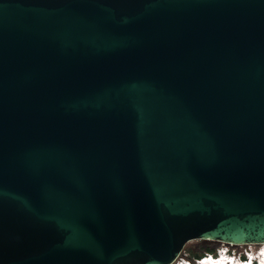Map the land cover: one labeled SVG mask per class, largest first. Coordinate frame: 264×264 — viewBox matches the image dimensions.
Here are the masks:
<instances>
[{"label": "water", "instance_id": "obj_1", "mask_svg": "<svg viewBox=\"0 0 264 264\" xmlns=\"http://www.w3.org/2000/svg\"><path fill=\"white\" fill-rule=\"evenodd\" d=\"M264 242V0H0V264H170Z\"/></svg>", "mask_w": 264, "mask_h": 264}, {"label": "rangeland", "instance_id": "obj_2", "mask_svg": "<svg viewBox=\"0 0 264 264\" xmlns=\"http://www.w3.org/2000/svg\"><path fill=\"white\" fill-rule=\"evenodd\" d=\"M210 240H212V239H210ZM205 242H206L205 238H192V239L187 240L183 244L179 254L175 257V259H178L180 257H187L189 259H192V257L195 255V253L203 251V245ZM211 244L214 245L215 247L224 245L222 242L216 241V240H212ZM260 245L261 244H256V243L254 244L252 242H249V243L238 242L235 244H229L228 248L234 252H242L245 249L255 250Z\"/></svg>", "mask_w": 264, "mask_h": 264}, {"label": "trees", "instance_id": "obj_3", "mask_svg": "<svg viewBox=\"0 0 264 264\" xmlns=\"http://www.w3.org/2000/svg\"><path fill=\"white\" fill-rule=\"evenodd\" d=\"M205 243L203 245V251H209V252H213L215 250V246L211 244L212 240L210 239H205ZM202 251V252H203ZM202 252H198V253H195V255H198L199 253H202ZM194 255V256H195Z\"/></svg>", "mask_w": 264, "mask_h": 264}, {"label": "bare ground", "instance_id": "obj_4", "mask_svg": "<svg viewBox=\"0 0 264 264\" xmlns=\"http://www.w3.org/2000/svg\"><path fill=\"white\" fill-rule=\"evenodd\" d=\"M261 244V243H264V242H254V244ZM174 261H175V259H174ZM174 261H172V262H174ZM226 263V262H225ZM170 264H172V263H170ZM227 264V263H226Z\"/></svg>", "mask_w": 264, "mask_h": 264}, {"label": "clouds", "instance_id": "obj_5", "mask_svg": "<svg viewBox=\"0 0 264 264\" xmlns=\"http://www.w3.org/2000/svg\"><path fill=\"white\" fill-rule=\"evenodd\" d=\"M228 245L229 244H224V245H222L223 247H225V248H228ZM229 249V248H228Z\"/></svg>", "mask_w": 264, "mask_h": 264}]
</instances>
